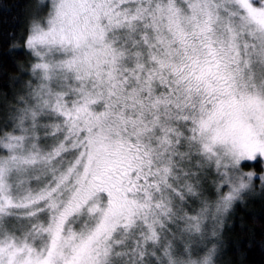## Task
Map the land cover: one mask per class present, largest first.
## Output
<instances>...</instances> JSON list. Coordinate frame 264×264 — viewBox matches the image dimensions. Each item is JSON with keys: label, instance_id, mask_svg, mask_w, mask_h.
Segmentation results:
<instances>
[{"label": "snow or ice", "instance_id": "6c2138e0", "mask_svg": "<svg viewBox=\"0 0 264 264\" xmlns=\"http://www.w3.org/2000/svg\"><path fill=\"white\" fill-rule=\"evenodd\" d=\"M20 46L0 264H213L264 191V0H47Z\"/></svg>", "mask_w": 264, "mask_h": 264}, {"label": "trees", "instance_id": "16d2710c", "mask_svg": "<svg viewBox=\"0 0 264 264\" xmlns=\"http://www.w3.org/2000/svg\"><path fill=\"white\" fill-rule=\"evenodd\" d=\"M46 3L0 0V116L29 79L30 58L20 45L30 21L44 14ZM254 170L259 174L258 167ZM255 189L222 217L213 264H264V191L257 184Z\"/></svg>", "mask_w": 264, "mask_h": 264}, {"label": "rangeland", "instance_id": "374dc122", "mask_svg": "<svg viewBox=\"0 0 264 264\" xmlns=\"http://www.w3.org/2000/svg\"><path fill=\"white\" fill-rule=\"evenodd\" d=\"M41 2H47V0H41ZM256 184L259 185V182H257ZM255 190H256V189H255ZM250 195H252V192L246 194L245 197L248 198ZM245 197H244V198H245ZM221 229H222V228H221ZM221 229H220L219 227L217 228V232H218L219 235H220V233H221ZM205 251H206V249L203 248V246H201V248L199 249L200 254L203 255Z\"/></svg>", "mask_w": 264, "mask_h": 264}]
</instances>
